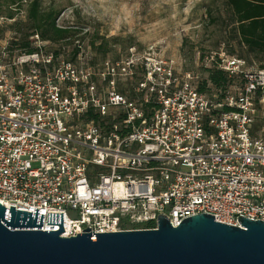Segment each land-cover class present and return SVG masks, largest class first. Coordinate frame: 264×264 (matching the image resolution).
<instances>
[{"label":"built area","instance_id":"built-area-1","mask_svg":"<svg viewBox=\"0 0 264 264\" xmlns=\"http://www.w3.org/2000/svg\"><path fill=\"white\" fill-rule=\"evenodd\" d=\"M16 21L0 16L3 34ZM13 39L0 36L8 209L38 208L42 230L59 227L48 212L63 213L62 236L156 229L158 214L173 226L199 213L232 225L239 216L264 221V139L252 133L264 67L224 54L218 66L235 89L207 93L157 44L96 61L81 38L53 42L36 31L33 51Z\"/></svg>","mask_w":264,"mask_h":264},{"label":"water","instance_id":"water-1","mask_svg":"<svg viewBox=\"0 0 264 264\" xmlns=\"http://www.w3.org/2000/svg\"><path fill=\"white\" fill-rule=\"evenodd\" d=\"M240 225L199 213L173 226L62 236L63 213L8 209L0 202V264H264V221L239 216Z\"/></svg>","mask_w":264,"mask_h":264},{"label":"rangeland","instance_id":"rangeland-1","mask_svg":"<svg viewBox=\"0 0 264 264\" xmlns=\"http://www.w3.org/2000/svg\"><path fill=\"white\" fill-rule=\"evenodd\" d=\"M33 2L0 0V16L15 17L16 22L26 21ZM39 5L43 11H60L58 23L61 26L80 29L74 39L81 38L97 61L103 55L91 45L96 37H120V43L111 44L108 56L126 51L129 45L142 50L157 44L166 47V55L192 71L200 83L208 76L205 68L217 65L222 55H230L224 43L218 45L223 39H231V26L222 22L231 20L226 0H39ZM2 36L11 38L15 33L8 30ZM235 47L239 49L236 43ZM246 54L250 65L256 67L264 63V53L246 50ZM229 88L235 89V83ZM263 117L264 109H260L257 119ZM258 136L264 139V127Z\"/></svg>","mask_w":264,"mask_h":264},{"label":"trees","instance_id":"trees-1","mask_svg":"<svg viewBox=\"0 0 264 264\" xmlns=\"http://www.w3.org/2000/svg\"><path fill=\"white\" fill-rule=\"evenodd\" d=\"M226 3L231 10V20L229 23L225 20L222 22L226 26H231V39H223L222 41H219L218 45L224 43L228 54L237 55L246 60L248 58L246 50L250 52L256 51L258 53H264V0H226ZM208 13L212 14L211 10H209ZM59 14L60 11L55 9L43 11L39 5V0H34L29 8L27 20L15 22L10 26L11 29L16 32L14 39L12 40V47L26 49L27 51L35 50L31 45L32 41L30 36L36 31L45 40L61 42L62 40L71 39L73 41L74 37L78 35L81 30L76 27L59 26L57 24ZM212 20L214 22L216 21L215 18ZM5 30L6 27L0 30V36ZM98 39L100 40L99 42ZM112 43H120V37H96L91 41L94 50L103 55L102 59L107 57H121L124 52L133 46L129 45L126 51H119L112 56H108L107 54L112 50ZM235 43L239 46V49L235 47ZM260 66L264 67V63H261ZM204 70L208 73V76L199 83L198 89L201 92L224 93L236 81L230 77L225 70L221 69L218 66V63L217 65L207 67ZM119 90L126 93L129 97H133L129 84L121 85ZM261 98H264V90L262 91L259 89L256 96V102L260 109L261 106L259 105V101ZM263 127L264 117L260 120L256 118L252 130L253 135L258 136V132L261 131Z\"/></svg>","mask_w":264,"mask_h":264}]
</instances>
